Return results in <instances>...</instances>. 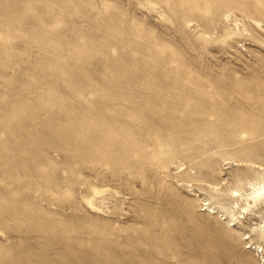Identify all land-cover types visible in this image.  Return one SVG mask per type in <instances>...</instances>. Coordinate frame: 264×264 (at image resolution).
<instances>
[{"label": "rangeland", "instance_id": "obj_1", "mask_svg": "<svg viewBox=\"0 0 264 264\" xmlns=\"http://www.w3.org/2000/svg\"><path fill=\"white\" fill-rule=\"evenodd\" d=\"M256 173L264 0H0V264H264Z\"/></svg>", "mask_w": 264, "mask_h": 264}, {"label": "bare ground", "instance_id": "obj_2", "mask_svg": "<svg viewBox=\"0 0 264 264\" xmlns=\"http://www.w3.org/2000/svg\"><path fill=\"white\" fill-rule=\"evenodd\" d=\"M260 166V165H259ZM261 167V166H260ZM257 174V173H256ZM256 178H253V180L248 182L249 192L246 194V197L244 198L245 200V205L242 206L240 209L242 210V213H248L250 209L258 206L259 204L264 202V175L263 174H257L255 176ZM248 180V179H247ZM246 184V183H245ZM244 184V185H245ZM246 187V186H245ZM242 189V188H240ZM238 187L236 190H233L230 194L231 196L235 197H241L242 195L239 193ZM99 191V190H98ZM94 190V196L98 195L99 192ZM94 196L91 198L86 199V204L89 206V208L94 209L96 208L94 204ZM84 200V199H83ZM102 204V203H101ZM237 205V203H235ZM229 216V215H228ZM233 220H236L237 218L230 213V216ZM230 221V220H229ZM232 221V220H231ZM234 225V223H232ZM261 236H264V226L260 227L259 230Z\"/></svg>", "mask_w": 264, "mask_h": 264}]
</instances>
